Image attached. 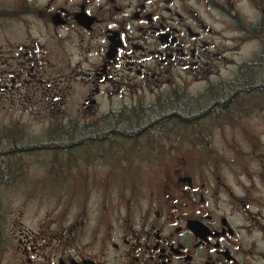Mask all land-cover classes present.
Returning a JSON list of instances; mask_svg holds the SVG:
<instances>
[{
    "label": "flooded vegetation",
    "instance_id": "obj_1",
    "mask_svg": "<svg viewBox=\"0 0 264 264\" xmlns=\"http://www.w3.org/2000/svg\"><path fill=\"white\" fill-rule=\"evenodd\" d=\"M0 115L67 147L3 157L0 264H264V0H0Z\"/></svg>",
    "mask_w": 264,
    "mask_h": 264
},
{
    "label": "rangeland",
    "instance_id": "obj_2",
    "mask_svg": "<svg viewBox=\"0 0 264 264\" xmlns=\"http://www.w3.org/2000/svg\"><path fill=\"white\" fill-rule=\"evenodd\" d=\"M12 117L11 116H5V115H0V127H2L3 124H9L12 122L16 121V117L15 120H13L11 122ZM42 126L41 125H37L35 124L33 127H31L32 132L30 133L31 137H43V138H47V134H43L45 132L41 131ZM56 135V131L54 132ZM15 136L16 133H14ZM63 138V137H62ZM0 140L1 139V133H0ZM57 140V139H56ZM60 140H62L60 138ZM2 143V142H1ZM8 145H1L0 144V152L3 153H11L13 152L14 148H18L19 150L21 146L17 145V146H12L11 143H5ZM222 150H224V148H221ZM75 153H78V150H75ZM14 155V154H13ZM17 156H23V157H43V156H48V157H54V156H58V157H63L66 156L65 153H59V152H53L49 149H45L42 150L40 148L38 149H27V147L24 148V150L19 153V154H15ZM28 161H31V159H28ZM28 171L31 172H40L42 171V168H40V166L38 165H29L27 168ZM1 200L3 201L4 204H6V214L8 215V217L12 216L13 218L15 217V214L17 213L16 211L22 208L23 204H26L28 201L24 202L25 197L22 195L21 191H3L1 192ZM38 197V201H35V199H37ZM36 198H33V200L27 204V207H24V214L27 217V221H25L24 223L26 225H31L32 221L29 219L31 218V216L35 213V208L38 206H42V211L41 214L44 215L45 214V210L49 208V206H52L56 203V198L53 196H45L44 199L42 200L41 197L37 196ZM8 209V210H7ZM40 212L37 213L38 217L41 215Z\"/></svg>",
    "mask_w": 264,
    "mask_h": 264
},
{
    "label": "trees",
    "instance_id": "obj_3",
    "mask_svg": "<svg viewBox=\"0 0 264 264\" xmlns=\"http://www.w3.org/2000/svg\"><path fill=\"white\" fill-rule=\"evenodd\" d=\"M183 118L184 119H186V120H188L189 119V121L190 120H192V116L191 115H189L188 113L186 114V112H183ZM50 146H52V147H47L46 149H49V150H51V151H53V152H59V153H64L65 152V150H67V147L64 145V144H62V143H60V142H53V143H51L50 144ZM24 146L23 147H21L20 149H22V150H19L18 148L16 149V148H14V150H13V152H12V154L11 153H3V152H0V171L2 170V168L5 166L4 164H3V157L5 156H17V155H15V154H19V153H21L23 150H24ZM27 149H29V148H27ZM42 149V148H41ZM42 150H45V149H42ZM14 154V155H13ZM10 166V165H9ZM0 183H1V180H0ZM1 192H0V203L2 202V200H1Z\"/></svg>",
    "mask_w": 264,
    "mask_h": 264
}]
</instances>
